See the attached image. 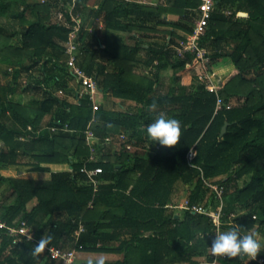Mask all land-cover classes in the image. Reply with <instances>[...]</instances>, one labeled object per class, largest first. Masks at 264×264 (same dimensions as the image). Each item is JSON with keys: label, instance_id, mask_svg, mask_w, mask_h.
<instances>
[{"label": "trees", "instance_id": "trees-1", "mask_svg": "<svg viewBox=\"0 0 264 264\" xmlns=\"http://www.w3.org/2000/svg\"><path fill=\"white\" fill-rule=\"evenodd\" d=\"M214 1L199 39L203 66L194 54L176 53L194 32L200 0H98L94 7L90 0H0V169L70 166L46 181L0 175L7 184L0 264H60L44 251L33 257L35 242L12 244L7 230L21 222L39 240L51 235L50 246L114 256L73 264H211L212 239L231 228L264 242V0ZM72 17L80 19L76 64L111 100L110 109L94 110L88 95L73 91L78 84L65 64ZM120 33L133 34L134 42ZM148 33L164 41L146 42ZM225 59L232 69L207 90L201 77ZM21 73L32 81L19 84ZM160 114L181 121L173 148L146 135ZM96 168L95 190L82 170ZM180 183L189 205L221 208L219 228L205 215L176 212ZM219 264H264V251L255 261L225 257Z\"/></svg>", "mask_w": 264, "mask_h": 264}, {"label": "built area", "instance_id": "built-area-1", "mask_svg": "<svg viewBox=\"0 0 264 264\" xmlns=\"http://www.w3.org/2000/svg\"><path fill=\"white\" fill-rule=\"evenodd\" d=\"M215 1L214 0H200V5L198 7V11L200 16L195 23L194 32L192 35H189L185 41H180L177 48L176 53L178 56H182L185 53H191L196 56L198 60H200L203 66L206 65L207 59L205 57L206 51L199 47V39L203 36L205 32V27L208 23L211 13L214 11ZM71 13V10H70ZM62 19V14L58 13L57 20ZM72 21L76 22V26L74 27V31L69 35L70 40L65 45V55L67 56L65 64L69 68L72 76L74 77L76 83L79 85L80 90L75 91L77 96L88 95L89 99L93 102L95 110L97 107L96 96L100 94V91L97 87L96 81L93 77L88 76L81 68H79L76 64V56H77V44L75 42V36L80 30V19H76L72 17ZM214 73H210L209 71L205 72V74L201 77L202 80L205 81V87L209 91H215L216 78H214ZM223 104L220 98L217 99V108ZM227 108H230L227 106ZM122 138V137H121ZM86 142L88 145L92 146L95 144V140L91 132H87ZM127 149H131L130 146ZM94 151L92 150L91 160H94ZM194 156V153L190 151L187 155L190 160ZM83 173L87 175L89 180L94 184L95 190L98 186V182L94 179L99 173L100 170L98 168L88 171L86 169L82 170ZM220 197V196H219ZM177 208V207H176ZM180 210H189L193 213H199L209 217L212 221L213 225L217 228L220 227V209L216 212L211 208H204L199 205H189L188 201L185 200L183 203L178 205ZM6 228L3 223H0V229ZM8 235L13 239L12 244L17 245L22 242H35L38 243L39 239L36 238L35 234L29 230L24 222H21L17 228H8ZM82 231L80 229L79 232ZM46 255L53 261L58 262L60 264H73L74 260L77 256L78 251L74 249H60L50 245H46L43 249ZM209 254L213 259L211 264H219L220 258L225 257H216L209 249ZM261 263V261H259Z\"/></svg>", "mask_w": 264, "mask_h": 264}, {"label": "clouds", "instance_id": "clouds-1", "mask_svg": "<svg viewBox=\"0 0 264 264\" xmlns=\"http://www.w3.org/2000/svg\"><path fill=\"white\" fill-rule=\"evenodd\" d=\"M146 135L154 142L153 144L158 143L160 146L173 148L181 140V121L177 118L160 114L147 125ZM52 238L51 235L47 236V238L42 237L34 245L31 255L37 257V254L43 251ZM210 249L216 257H247L249 261H255L264 251V242L255 233L243 234L239 228H231L215 235Z\"/></svg>", "mask_w": 264, "mask_h": 264}, {"label": "crops", "instance_id": "crops-1", "mask_svg": "<svg viewBox=\"0 0 264 264\" xmlns=\"http://www.w3.org/2000/svg\"><path fill=\"white\" fill-rule=\"evenodd\" d=\"M133 1L138 2V3H145L149 5L167 3V0H133ZM146 25L147 26L153 25V23L152 24L147 23ZM157 29H161V28H157ZM162 29H165V28H162ZM119 35L127 43L131 44L134 42L132 38L133 34L120 33ZM144 39H145L144 41L146 42L153 41V42L160 43L162 40L164 41V39H162L158 34H155V33H148L146 36H144ZM214 68H215L214 70L216 71L215 73L216 80L222 79L230 72V70L232 69V64L228 59H225L219 62ZM137 70L140 71L139 68ZM162 73L165 76L171 75V71L169 69L163 70ZM73 91H76V90H73ZM96 99H97V103L102 104L105 108L110 109L112 107L111 100L107 97V95H104L103 93L100 92V94L96 96ZM43 167L48 168L50 172H28V171H16L11 168H1L0 175L4 177L5 179L15 178V179H23V180L46 181L50 179L51 173L70 171L69 165H44ZM179 192H181V195H183V197L185 195V197L182 199H185L187 197L186 196L188 194L187 189L181 183L178 185L174 198H173L174 199L173 202L175 204L173 208L176 210V212L180 211V209L178 208V205L181 204L180 201L182 200L181 198H180L181 199L180 201L177 200V197L179 196ZM33 205L34 203L33 204L31 203L30 206H33ZM113 258L114 256L110 254H95V253L78 252L74 260V263L75 262L76 263L92 262V261H97V260H111ZM40 263L42 264L43 262H40Z\"/></svg>", "mask_w": 264, "mask_h": 264}, {"label": "rangeland", "instance_id": "rangeland-1", "mask_svg": "<svg viewBox=\"0 0 264 264\" xmlns=\"http://www.w3.org/2000/svg\"><path fill=\"white\" fill-rule=\"evenodd\" d=\"M97 2L98 0H90V2H89V6H92V7H94L95 5H94V2ZM100 27H101V25H100ZM215 69V68H214ZM210 73H214V75H215V73H216V71L215 70H213V71H211ZM30 75H31V77H32V79H34V81L35 80H41V76H40V74L37 72V71H32V73H30ZM216 77V75L214 76V78ZM32 79H29V73H27V75L26 74H24V73H21L20 74V76H19V78H18V83L19 84H22V83H25V82H31L32 81ZM5 81V78H2V80H1V83H3ZM10 83V82H9ZM74 87V90H76V91H79L80 90V87H79V85H74L73 86ZM15 91V94L17 93L16 92V90H14ZM99 95V94H98ZM17 96V95H16ZM96 101H97V99H96ZM97 105H98V103H97ZM6 187H7V184L6 183H2L1 185H0V196H1V191L2 190H4V189H6ZM187 196V195H186ZM184 197H185V195H184ZM183 197V195H181V192H179V196L177 197V200L178 201H180L182 198H184ZM181 198V199H180ZM185 199H187V197L185 198ZM185 199H182L181 201H180V203H183L184 201H185ZM179 203V204H180Z\"/></svg>", "mask_w": 264, "mask_h": 264}, {"label": "water", "instance_id": "water-1", "mask_svg": "<svg viewBox=\"0 0 264 264\" xmlns=\"http://www.w3.org/2000/svg\"><path fill=\"white\" fill-rule=\"evenodd\" d=\"M227 126H228V123H225L224 126H223L222 129H221V134H220V136H223V135L225 134L226 129H227Z\"/></svg>", "mask_w": 264, "mask_h": 264}]
</instances>
